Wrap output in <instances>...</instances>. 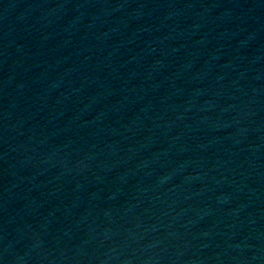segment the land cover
<instances>
[{"label":"water","instance_id":"95a60500","mask_svg":"<svg viewBox=\"0 0 264 264\" xmlns=\"http://www.w3.org/2000/svg\"><path fill=\"white\" fill-rule=\"evenodd\" d=\"M0 264H264V0H0Z\"/></svg>","mask_w":264,"mask_h":264}]
</instances>
